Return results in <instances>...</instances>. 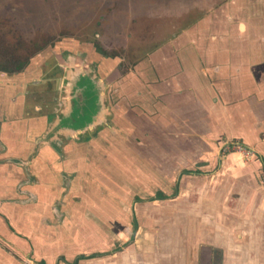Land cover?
Segmentation results:
<instances>
[{
    "label": "crops",
    "instance_id": "1",
    "mask_svg": "<svg viewBox=\"0 0 264 264\" xmlns=\"http://www.w3.org/2000/svg\"><path fill=\"white\" fill-rule=\"evenodd\" d=\"M80 57L58 62L62 88L40 107L57 114L24 113L39 102L27 89L40 68L0 78V264H264V0H228L126 75L116 60L94 71ZM85 73L100 107L79 129L71 116ZM229 142L255 159L225 156ZM112 149L121 153L108 163ZM121 154L153 184L137 187L130 208L105 190ZM94 191L102 208L86 213ZM123 214L131 226L110 234Z\"/></svg>",
    "mask_w": 264,
    "mask_h": 264
},
{
    "label": "rangeland",
    "instance_id": "2",
    "mask_svg": "<svg viewBox=\"0 0 264 264\" xmlns=\"http://www.w3.org/2000/svg\"><path fill=\"white\" fill-rule=\"evenodd\" d=\"M227 1L0 0V70L5 71V69L13 68L15 63L32 59L33 61L30 60V65L25 69V74L30 75L31 73L33 74V70L38 67L43 68L48 62L58 63L65 59L69 60L73 56L80 57L81 50H91V54L96 60L89 61L88 58L81 57L80 60L86 64H90L89 62H91L92 64L89 66L93 65L94 71L96 69L98 71L104 58L108 62H110L109 60H116L118 63V73L126 75L137 64L146 63L148 57L161 46L176 39L197 22L219 12L220 7L222 8ZM103 53H107V55ZM105 69L108 75L110 71L112 73V67ZM100 72L104 75L102 70ZM43 73L44 71L40 69L39 74L37 73V76L39 75L38 79L43 77ZM27 77L23 74L10 75L0 72V78L9 79L12 82L15 78L26 80L25 78ZM112 96L115 98L114 95ZM50 100L49 96H43L41 102H29L28 108H30L32 114H46L40 112V107L43 109L45 104L47 105ZM103 137L104 135H102V139ZM115 137L117 138V135L108 134L104 142L112 143L116 141ZM122 137L123 140L128 138V143L133 141L129 134ZM99 139V136L91 137L92 148H98L97 143ZM248 151L253 155L248 157L239 153L237 154L244 161L255 159V152L251 149H248ZM109 153L111 156L108 155V163L113 159V155L116 157V153L120 154L121 152L120 150L114 151L112 149ZM228 153L235 152H223L224 155ZM122 156L123 154L119 155L121 163L118 161L112 168L108 167L105 190L108 197L113 192H116L114 195H118V193L122 194L123 206L130 208L134 204L135 195L138 193L137 187H144L146 190V188L152 187L153 184L150 182L145 183L146 181L142 180V176H136L138 171H143L147 168L137 164L131 165ZM225 156L221 155V158ZM110 170H113V173ZM113 174H117L123 178L121 186L118 182L114 181L113 176L115 175ZM258 176L259 184L264 191L263 169L259 172ZM155 187H157V184H155ZM176 188L177 183H174L172 192H175ZM141 190L142 188H140ZM98 199V192L94 191L90 199L85 198V204L82 207L84 208L83 211L87 210L84 211L87 213L88 210L93 211L96 208H102V203L99 206ZM67 201L64 198L57 200L58 204ZM111 201L108 200V209L113 206ZM114 217L108 215L107 221L111 222V219L113 221ZM121 222L123 223L122 227L119 230L110 232V234L114 232H118L119 234L123 231L124 233L127 232L131 226L132 216L123 214ZM128 237L130 238V235ZM27 264L30 263L27 262Z\"/></svg>",
    "mask_w": 264,
    "mask_h": 264
},
{
    "label": "flooded vegetation",
    "instance_id": "3",
    "mask_svg": "<svg viewBox=\"0 0 264 264\" xmlns=\"http://www.w3.org/2000/svg\"><path fill=\"white\" fill-rule=\"evenodd\" d=\"M81 52H82L81 53L82 58H88L89 61L96 60V58L91 54V50H86V51L81 50ZM30 60L32 59H29L28 66L31 63ZM49 63L50 62L47 63L49 68H47L48 70L44 72L43 77L40 78L41 80H39V83L38 82H36L38 84L32 83L33 85L31 83L28 84L27 90L31 92L30 94L35 95V99L37 98V100L39 99V101H41V98L43 96H49V98L54 97V95L59 93V90L62 88L61 83L64 79V69L60 67L57 62H51L50 64ZM89 63L92 64L91 62ZM92 66L90 67L92 68ZM24 71L15 73V74H23ZM7 74H10V73H7ZM9 82H12V81L9 80ZM75 88L76 89H75V95H74V100H73V108H74L73 110L74 111L72 113L75 115L71 117H72V121L76 123L75 126L79 127L80 129V127L85 125L86 123L92 122L94 115L97 114L98 109L100 107V99L98 96V91L95 88V80L93 79L91 74L81 75L79 77V81ZM29 102L31 101L27 100V103ZM24 113L30 114L31 113L30 108H26V111H24ZM46 114H57V113L54 108H49ZM63 121L65 122L66 120H63Z\"/></svg>",
    "mask_w": 264,
    "mask_h": 264
},
{
    "label": "built area",
    "instance_id": "4",
    "mask_svg": "<svg viewBox=\"0 0 264 264\" xmlns=\"http://www.w3.org/2000/svg\"><path fill=\"white\" fill-rule=\"evenodd\" d=\"M222 152H235L248 157L253 155L247 148L238 142H229L223 147Z\"/></svg>",
    "mask_w": 264,
    "mask_h": 264
},
{
    "label": "trees",
    "instance_id": "5",
    "mask_svg": "<svg viewBox=\"0 0 264 264\" xmlns=\"http://www.w3.org/2000/svg\"><path fill=\"white\" fill-rule=\"evenodd\" d=\"M103 54L107 55V53H103ZM28 64H29V60L26 59L25 61H21L19 63H15L13 65V68L5 69V71H3V70H0V71L1 72H7V73H10V74L23 72L27 68Z\"/></svg>",
    "mask_w": 264,
    "mask_h": 264
}]
</instances>
